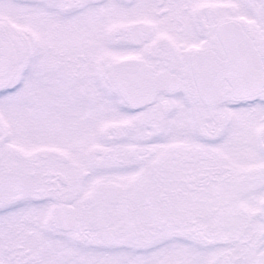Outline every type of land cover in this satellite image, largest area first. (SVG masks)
<instances>
[{"label": "flooded vegetation", "instance_id": "af4514ba", "mask_svg": "<svg viewBox=\"0 0 264 264\" xmlns=\"http://www.w3.org/2000/svg\"><path fill=\"white\" fill-rule=\"evenodd\" d=\"M16 75L0 264H264V0H0Z\"/></svg>", "mask_w": 264, "mask_h": 264}, {"label": "rangeland", "instance_id": "374dc122", "mask_svg": "<svg viewBox=\"0 0 264 264\" xmlns=\"http://www.w3.org/2000/svg\"><path fill=\"white\" fill-rule=\"evenodd\" d=\"M7 7L8 5L3 8ZM2 32L7 33L6 30ZM3 36L6 37L5 34ZM22 76L16 75L13 81L11 79L10 83L0 84V88L3 89L0 91V134L4 133L8 137L11 136L10 140L0 143V188L10 192L15 183V178L18 176L20 177L18 187L22 186L26 189L30 187L32 178L41 170L40 164L34 163L35 160H39V156L35 155L43 150L45 152L49 150V145L27 147L25 144H17L15 146V143H10V141H14V136L24 137L27 134L26 113L15 110L13 105L16 98H18L17 94L24 93V86L21 83ZM7 94L11 97H7ZM15 117L18 118L15 119ZM12 162L14 164L10 171L9 166ZM28 193L31 195L34 192L28 191ZM31 197L34 196L32 195Z\"/></svg>", "mask_w": 264, "mask_h": 264}]
</instances>
